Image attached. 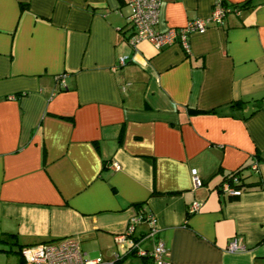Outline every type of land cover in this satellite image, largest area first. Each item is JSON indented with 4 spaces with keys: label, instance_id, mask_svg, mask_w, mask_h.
<instances>
[{
    "label": "crops",
    "instance_id": "crops-1",
    "mask_svg": "<svg viewBox=\"0 0 264 264\" xmlns=\"http://www.w3.org/2000/svg\"><path fill=\"white\" fill-rule=\"evenodd\" d=\"M213 2L160 0L153 29ZM223 2L185 52L130 43L127 0H0L1 243L71 237L89 258L153 264L127 252L158 240L166 264H264V0ZM238 167L240 195L218 191Z\"/></svg>",
    "mask_w": 264,
    "mask_h": 264
},
{
    "label": "built area",
    "instance_id": "built-area-1",
    "mask_svg": "<svg viewBox=\"0 0 264 264\" xmlns=\"http://www.w3.org/2000/svg\"><path fill=\"white\" fill-rule=\"evenodd\" d=\"M127 3L130 6V13L127 19L133 30L132 35L128 39L130 43L147 40L155 48L178 43L185 52H188L187 38L190 33H203L209 24H220L228 11L223 5V0H214L212 10L207 18H192L180 27H170L163 31H156L153 27L157 21L160 0H127ZM118 63L123 64L124 59L120 58ZM191 180L194 186L199 184L195 170L191 173ZM237 182V177L233 176L230 181H224L220 185V191L229 196L240 195L241 191L234 186ZM199 205L197 202L191 203L188 207V212L196 211ZM146 219L150 227L146 236L152 238L155 234L154 219L150 216H146ZM135 221L136 218H132L126 231L115 239L119 241L130 235L132 224ZM130 243L132 246L128 252H135L141 257L150 256L153 264H166L160 259V256L165 251L160 241L157 240L149 251L137 248L131 240ZM242 247L238 238H232L227 243L226 249L235 251ZM20 256L22 259L21 264H115L116 261L114 260L117 258L116 255L112 259H103L99 256L86 257L79 252L77 241L71 237L23 246L20 249Z\"/></svg>",
    "mask_w": 264,
    "mask_h": 264
},
{
    "label": "trees",
    "instance_id": "trees-1",
    "mask_svg": "<svg viewBox=\"0 0 264 264\" xmlns=\"http://www.w3.org/2000/svg\"><path fill=\"white\" fill-rule=\"evenodd\" d=\"M223 5H224V2H223ZM246 5H247V2H242L239 6L240 7H246ZM225 6V5H224ZM236 6H233V8H231L232 10H236V8H235ZM240 103V101L238 102H235L234 104H239ZM243 169V167H238V168H236V169H234V170H232V171H229V172H227V173H225L224 175H223V177H222V181L220 182V184L218 185V187H217V189H218V191H220V185L224 182V181H230V178H232L233 176H236L237 177V179H238V182L237 183H235L234 184V186H236V187H238L239 188V190L241 191L242 190V182H241V177H240V172H241V170ZM144 218V217H143ZM9 239H13V238H11V236H10V238ZM2 240V239H1ZM2 242H4V243H6L8 246H9V248L10 247H12V245L13 246H15L16 247V252L17 253H19V259H18V261H17V263L18 264H21V262H22V259H21V256H20V249H21V245H18V244H16V242L14 241V240H2ZM47 242V241H46ZM127 254H132V252L131 251H129V252H127ZM143 258H151L150 256H148L147 257V255L146 256H143ZM114 261H117V258L114 260ZM148 264H151V263H148Z\"/></svg>",
    "mask_w": 264,
    "mask_h": 264
},
{
    "label": "rangeland",
    "instance_id": "rangeland-1",
    "mask_svg": "<svg viewBox=\"0 0 264 264\" xmlns=\"http://www.w3.org/2000/svg\"><path fill=\"white\" fill-rule=\"evenodd\" d=\"M119 245H117L118 247ZM115 250L114 246L111 248ZM124 248L121 246L120 253L124 252ZM94 252H89V256H94ZM19 259V253L16 252V247L12 245L9 248L8 245H5L0 242V264H16ZM109 259V258H105Z\"/></svg>",
    "mask_w": 264,
    "mask_h": 264
}]
</instances>
